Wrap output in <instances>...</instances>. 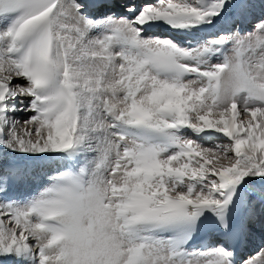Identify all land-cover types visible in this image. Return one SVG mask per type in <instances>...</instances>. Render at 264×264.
<instances>
[{
	"label": "snow or ice",
	"instance_id": "obj_1",
	"mask_svg": "<svg viewBox=\"0 0 264 264\" xmlns=\"http://www.w3.org/2000/svg\"><path fill=\"white\" fill-rule=\"evenodd\" d=\"M11 153L62 166L10 199ZM257 232L264 0H0V264H264Z\"/></svg>",
	"mask_w": 264,
	"mask_h": 264
},
{
	"label": "bare ground",
	"instance_id": "obj_2",
	"mask_svg": "<svg viewBox=\"0 0 264 264\" xmlns=\"http://www.w3.org/2000/svg\"><path fill=\"white\" fill-rule=\"evenodd\" d=\"M259 12H261V9L260 8H257L256 9V11H255V14H258ZM25 115V114H24ZM26 156L27 157V159H31V160H33V161H35V160H37V157L36 156H30V155H27V154H19V155H17V158L18 159H20L21 161L22 160H24V157ZM23 157V158H22ZM38 160H40V161H44V160H46V158H40V159H38ZM40 170V169H39ZM49 172V171H48ZM38 173V171L37 170H35L34 171V175H32V176H36V174ZM39 178V177H38ZM32 179V178H31ZM43 186V185H42ZM41 186V187H42ZM27 189H28V187L26 186V185H18L17 187H16V192H18L17 194H18V197H22V196H24V195H27V194H31V193H34V192H28L27 191ZM17 197V198H18ZM262 239H263V237L261 236V235H258V233H256L254 236H253V243H252V245L253 246H251V249L250 250H252V249H254V247L256 246V243H255V241L257 242V241H259V242H261L262 241Z\"/></svg>",
	"mask_w": 264,
	"mask_h": 264
},
{
	"label": "rangeland",
	"instance_id": "obj_3",
	"mask_svg": "<svg viewBox=\"0 0 264 264\" xmlns=\"http://www.w3.org/2000/svg\"><path fill=\"white\" fill-rule=\"evenodd\" d=\"M261 12H259L258 14H256V15H259ZM18 116L20 117V118H26V115H24V113H19L18 114ZM213 143H215V141L213 142ZM16 155H19V154H21V153H15ZM24 157V156H23ZM22 157V158H23ZM24 159H27V157L25 156L24 157ZM48 173H51V171H49ZM41 187V186H40ZM40 187H38L36 190H34L33 192H35V191H37ZM23 198V196L21 197H18V198H16V199H22ZM253 243V242H252ZM262 246H264V242H262L261 243V245L260 246H257L254 250L252 249V251H250V252H248V253H246L245 254V256L247 257V256H254V255H256L259 251H260V249H261V247Z\"/></svg>",
	"mask_w": 264,
	"mask_h": 264
}]
</instances>
